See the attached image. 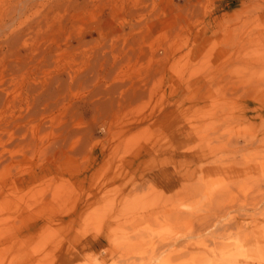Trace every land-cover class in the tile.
I'll list each match as a JSON object with an SVG mask.
<instances>
[{
    "label": "rangeland",
    "instance_id": "1",
    "mask_svg": "<svg viewBox=\"0 0 264 264\" xmlns=\"http://www.w3.org/2000/svg\"><path fill=\"white\" fill-rule=\"evenodd\" d=\"M193 4L199 9L188 21L193 30L189 41L185 26L179 43L172 40L175 35H164L155 44L176 50L168 65L180 77L201 80L195 85L193 109L199 121L192 134L164 143L166 116L176 108L170 103L125 136L113 130L104 142L108 156L95 168L83 162L85 155L84 160L83 156L67 160L52 187L43 184L35 191L38 200L50 195L52 207L46 212H53L54 220L40 223L31 241L6 239L0 247V264H264V0H194ZM217 6L223 12H216ZM213 18L222 26L215 35L217 27L211 34L209 25ZM138 69L154 73L149 94L157 95L144 100L152 107L169 81H161L158 60ZM216 69L221 74L212 72ZM146 105L141 102L134 110L127 109L129 117L123 110L125 116L117 112L113 127L138 119ZM254 109L263 118L251 119ZM143 143L152 146L153 153L141 166L156 170L159 162L174 163L180 170L205 166L208 171H197L183 181L164 172L143 184L144 172L137 175L121 168V160L141 150ZM163 150L168 153L156 162ZM7 233L1 228L0 240Z\"/></svg>",
    "mask_w": 264,
    "mask_h": 264
},
{
    "label": "bare ground",
    "instance_id": "2",
    "mask_svg": "<svg viewBox=\"0 0 264 264\" xmlns=\"http://www.w3.org/2000/svg\"><path fill=\"white\" fill-rule=\"evenodd\" d=\"M193 1L0 0V227L8 232L0 247L7 240L31 241L40 223L54 220L55 214L46 212L52 207L50 195L38 200L36 189L43 184L52 187L67 160L78 156L84 160L85 155L83 162H91L95 168L108 156L104 142L113 130V134L125 136L174 103L176 108L167 114L162 129L164 143L179 142L192 134L199 121L193 109L195 85L201 80L196 83L192 77H180L173 65H168L176 50L155 44H160L164 35H175L172 40L179 43L185 26L190 39L193 30L188 21L199 9ZM215 11L223 12V8L217 6ZM217 20L209 23L211 34L217 27L213 35L222 27ZM153 60L159 61L158 74H162V82L168 79L169 87L165 93L160 89L151 107L149 100H144L157 95L149 94L154 73L144 74L138 68ZM219 71L212 72L217 76ZM184 94L192 95L186 98ZM141 102L151 108L150 113L144 108L138 119L113 127L116 114L123 110L127 116L125 111L134 110ZM261 112L254 109L251 119L263 118ZM152 151V146L143 143L141 150L121 160L120 167L137 175L144 172L140 174L144 175L143 184L164 172L183 181L197 171H208L205 166L180 170L174 163L163 166L159 162L156 170L141 166ZM165 153L168 151L156 155V162ZM175 160L171 161L178 163ZM41 169L45 173L39 175Z\"/></svg>",
    "mask_w": 264,
    "mask_h": 264
}]
</instances>
